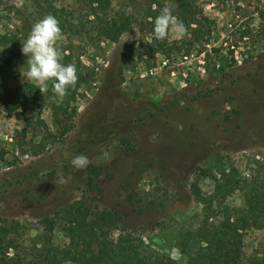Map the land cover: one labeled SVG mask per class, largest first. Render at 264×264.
I'll use <instances>...</instances> for the list:
<instances>
[{"label": "rangeland", "instance_id": "obj_1", "mask_svg": "<svg viewBox=\"0 0 264 264\" xmlns=\"http://www.w3.org/2000/svg\"><path fill=\"white\" fill-rule=\"evenodd\" d=\"M46 2L65 10L66 20L84 21L82 0ZM108 2L112 13L130 19V33L112 43L85 25L80 35L65 31L57 41L62 62L90 75L69 103L54 102L59 127L46 102L33 100L25 112L0 106V165L7 166L0 170V225L11 241L8 258L34 264L44 235L55 249H66L65 222L54 213L81 199L118 213V228L144 250L184 264L177 233L195 229L202 212L190 185L207 195L230 167L238 172L234 181L264 172V0L189 1L181 13L200 12L199 33L185 27L165 39L155 37L154 20L170 0H150L152 20L145 18L149 0ZM45 3L0 0V35L18 40L26 65L16 75L19 84L38 86L26 77L21 49ZM174 98L182 100L166 109ZM78 154L90 161L83 170L72 166ZM224 202L238 208L241 195L235 190ZM242 242L245 264L264 244V229L244 231ZM196 248L190 243L188 251Z\"/></svg>", "mask_w": 264, "mask_h": 264}, {"label": "trees", "instance_id": "obj_2", "mask_svg": "<svg viewBox=\"0 0 264 264\" xmlns=\"http://www.w3.org/2000/svg\"><path fill=\"white\" fill-rule=\"evenodd\" d=\"M42 1L45 3V0ZM189 1L194 3L195 0H170L173 15L185 27L194 26L191 32L198 34L199 22L196 14L201 18L200 12L195 13L191 10L187 15L181 13L189 7ZM82 2L83 22L79 19H75L74 22L66 20L64 18L66 11L54 7L49 2L45 3L44 16L54 15L60 22L62 33L66 31L80 35V31L87 25L97 38L112 43L121 35L131 32L130 19L124 14L112 13L108 0H82ZM150 6L149 0L145 18L152 20L153 10ZM17 43L18 40H15L13 35H0V51L8 45L7 58L3 60L0 57V106L5 112L18 109L20 112H25L33 100L46 102L52 108L55 125L59 127L58 116L61 111L54 102L57 100L56 104L69 103L76 94V88L81 83L87 82L90 75L82 73L76 66L78 81L74 87L68 89L67 95L62 100L54 95L51 83L45 93H41L38 86L33 84H19L16 75L26 68V65L19 58V51L15 48ZM64 58L66 56H63ZM64 64L67 65L69 62ZM192 99L196 100V97ZM181 100L182 98H174L173 103L165 105V108L170 109ZM153 106L159 108L158 104ZM73 110L71 109V112L74 114ZM69 130L70 127H62L64 133ZM21 133H24V129ZM4 168L7 166L2 163L0 170ZM91 173L93 170L89 169V183ZM237 175V170L230 167L225 178L215 181L211 192L207 195L201 193L195 183L190 185L189 192L194 200L202 205V212L195 229L181 228L177 233L176 246L185 257L184 264H241L243 232L249 229H264V172L234 181L233 178ZM235 190L240 193L242 200V205L238 208L224 202L225 198ZM214 212L217 214L215 218ZM54 215H60V219L65 222L67 247L63 250L55 249L51 246L49 237L44 235L42 243L45 249L33 255L34 264H59L62 260L75 264H167L162 256L144 250L145 247L140 240L134 242L128 235L122 233L118 228L122 219L116 212L99 210L78 199L64 204ZM113 230H118V234L112 239L109 233ZM7 234L5 227L0 225V264H33L23 259L19 261L7 257V251L11 248V241L6 239ZM190 243L197 245L192 252L188 251ZM245 264H264V244Z\"/></svg>", "mask_w": 264, "mask_h": 264}, {"label": "clouds", "instance_id": "obj_3", "mask_svg": "<svg viewBox=\"0 0 264 264\" xmlns=\"http://www.w3.org/2000/svg\"><path fill=\"white\" fill-rule=\"evenodd\" d=\"M153 31L157 39H165L170 31H185V26L173 15L172 6L166 4L154 20ZM62 35L59 20L54 15H46L33 24L21 49L28 58L26 77L38 85L41 93L47 92L51 83L54 95L61 100L78 81L76 65L62 62L63 53L57 47ZM89 163V158L83 154L76 155L72 160V166L78 170L85 169ZM59 182L66 181L61 178ZM32 234L36 235L35 232Z\"/></svg>", "mask_w": 264, "mask_h": 264}, {"label": "built area", "instance_id": "obj_4", "mask_svg": "<svg viewBox=\"0 0 264 264\" xmlns=\"http://www.w3.org/2000/svg\"><path fill=\"white\" fill-rule=\"evenodd\" d=\"M227 27L231 29V24H228ZM210 46H211L210 44H206L205 48L209 49ZM184 59H186V57Z\"/></svg>", "mask_w": 264, "mask_h": 264}]
</instances>
